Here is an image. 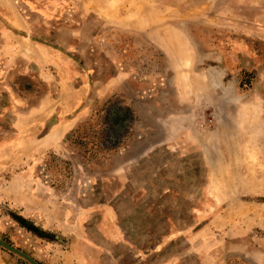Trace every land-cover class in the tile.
Wrapping results in <instances>:
<instances>
[{"label":"rangeland","instance_id":"374dc122","mask_svg":"<svg viewBox=\"0 0 264 264\" xmlns=\"http://www.w3.org/2000/svg\"><path fill=\"white\" fill-rule=\"evenodd\" d=\"M81 238L264 264V0H0V239Z\"/></svg>","mask_w":264,"mask_h":264},{"label":"crops","instance_id":"0c3cea01","mask_svg":"<svg viewBox=\"0 0 264 264\" xmlns=\"http://www.w3.org/2000/svg\"><path fill=\"white\" fill-rule=\"evenodd\" d=\"M87 239H79L75 249L73 247L71 251L62 252V256L59 254L58 264H127L122 258L117 261L107 248L88 244L89 238ZM46 253L51 257L49 252Z\"/></svg>","mask_w":264,"mask_h":264},{"label":"water","instance_id":"95a60500","mask_svg":"<svg viewBox=\"0 0 264 264\" xmlns=\"http://www.w3.org/2000/svg\"><path fill=\"white\" fill-rule=\"evenodd\" d=\"M0 246L21 256L25 260H27L30 264H40L37 260H35L33 257H31L29 254L23 252L22 250H19L15 248L14 246L10 245L9 243L5 242L4 240L0 239Z\"/></svg>","mask_w":264,"mask_h":264}]
</instances>
